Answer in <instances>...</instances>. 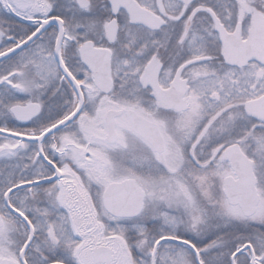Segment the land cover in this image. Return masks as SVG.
I'll list each match as a JSON object with an SVG mask.
<instances>
[{
  "label": "snow or ice",
  "instance_id": "6c2138e0",
  "mask_svg": "<svg viewBox=\"0 0 264 264\" xmlns=\"http://www.w3.org/2000/svg\"><path fill=\"white\" fill-rule=\"evenodd\" d=\"M0 264H264V0H0Z\"/></svg>",
  "mask_w": 264,
  "mask_h": 264
}]
</instances>
